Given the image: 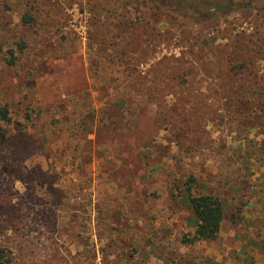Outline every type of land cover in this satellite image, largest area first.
<instances>
[{
  "label": "rangeland",
  "instance_id": "rangeland-1",
  "mask_svg": "<svg viewBox=\"0 0 264 264\" xmlns=\"http://www.w3.org/2000/svg\"><path fill=\"white\" fill-rule=\"evenodd\" d=\"M201 1L0 0V264H264V0Z\"/></svg>",
  "mask_w": 264,
  "mask_h": 264
},
{
  "label": "trees",
  "instance_id": "trees-1",
  "mask_svg": "<svg viewBox=\"0 0 264 264\" xmlns=\"http://www.w3.org/2000/svg\"><path fill=\"white\" fill-rule=\"evenodd\" d=\"M159 3L165 7H175L177 0H158ZM180 3H188L195 8L201 6V4L206 3L215 8H220V5H214L212 3L204 2L201 0H179ZM168 59V58H167ZM95 113H92L88 120H80L74 122L72 125L71 137L77 136V139L84 141L81 135H85L91 132L95 127ZM0 120L3 122H8L10 120L7 109H0ZM68 129V128H67ZM71 129V128H70ZM99 129V128H98ZM69 131V130H68ZM81 145H75L74 150L79 151ZM84 147L80 151H82ZM78 152V154L80 153ZM195 182V177L188 176L186 179V197L188 209L192 215L193 219V232L190 237L184 239L185 242H194L196 240H213L218 236L220 231V224L223 218V204L221 198L213 193H208L198 189L194 191L192 189V184ZM5 248L0 247V259L6 256Z\"/></svg>",
  "mask_w": 264,
  "mask_h": 264
}]
</instances>
